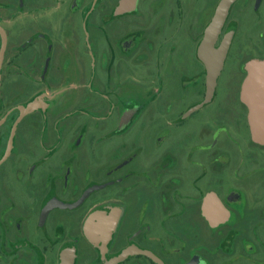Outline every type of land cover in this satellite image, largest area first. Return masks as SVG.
Here are the masks:
<instances>
[{
  "label": "flooded vegetation",
  "instance_id": "1",
  "mask_svg": "<svg viewBox=\"0 0 264 264\" xmlns=\"http://www.w3.org/2000/svg\"><path fill=\"white\" fill-rule=\"evenodd\" d=\"M123 2L0 0V264H264L237 0L212 91L220 1Z\"/></svg>",
  "mask_w": 264,
  "mask_h": 264
},
{
  "label": "water",
  "instance_id": "2",
  "mask_svg": "<svg viewBox=\"0 0 264 264\" xmlns=\"http://www.w3.org/2000/svg\"><path fill=\"white\" fill-rule=\"evenodd\" d=\"M124 0L123 5L129 6L130 2ZM235 0H220L216 9L215 15L205 30L203 40L199 49L201 59L209 70L208 84L209 90L214 88L216 78L220 74L223 67L224 59L230 43V35L226 36L221 46L216 49L214 45L219 39L222 27L228 16L229 9ZM261 0H257V7ZM2 32V48L0 51V71L3 63L5 48L7 44V37L4 31ZM245 68L247 76L242 86V98L249 109V124L251 138L254 142L264 144V58L253 57L246 61ZM1 75V72H0ZM97 218H100L97 216ZM105 228L106 235L112 231L111 225L102 227ZM93 235H98L101 231L97 228L92 231ZM128 252L119 256H106L105 264H118L122 261ZM72 257L68 252H64L62 257V264H72Z\"/></svg>",
  "mask_w": 264,
  "mask_h": 264
},
{
  "label": "rangeland",
  "instance_id": "3",
  "mask_svg": "<svg viewBox=\"0 0 264 264\" xmlns=\"http://www.w3.org/2000/svg\"><path fill=\"white\" fill-rule=\"evenodd\" d=\"M254 2V0H237L234 6L232 16L236 18L240 31L234 41L238 45L231 52V59L233 58L229 61L231 69L239 65L238 59L243 48L245 49L244 59L264 58V34L260 35V32L264 33V0L258 11L254 10ZM254 45L259 49H256Z\"/></svg>",
  "mask_w": 264,
  "mask_h": 264
}]
</instances>
